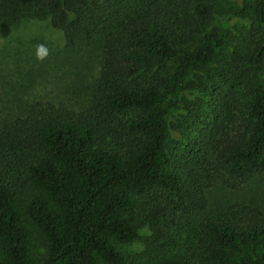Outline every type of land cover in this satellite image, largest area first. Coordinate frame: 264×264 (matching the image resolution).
Wrapping results in <instances>:
<instances>
[{"label": "trees", "instance_id": "obj_1", "mask_svg": "<svg viewBox=\"0 0 264 264\" xmlns=\"http://www.w3.org/2000/svg\"><path fill=\"white\" fill-rule=\"evenodd\" d=\"M231 2L0 0L92 64L0 89V264H264V0Z\"/></svg>", "mask_w": 264, "mask_h": 264}, {"label": "rangeland", "instance_id": "obj_2", "mask_svg": "<svg viewBox=\"0 0 264 264\" xmlns=\"http://www.w3.org/2000/svg\"><path fill=\"white\" fill-rule=\"evenodd\" d=\"M63 45L61 32L47 21L24 20L14 26L0 22V89L5 110L12 112L35 100L75 102V73L78 70L91 77L92 64L76 68ZM142 247L140 238L128 248L138 251Z\"/></svg>", "mask_w": 264, "mask_h": 264}]
</instances>
